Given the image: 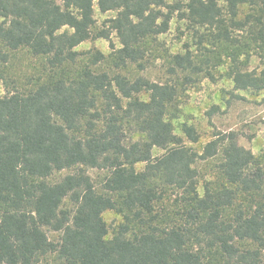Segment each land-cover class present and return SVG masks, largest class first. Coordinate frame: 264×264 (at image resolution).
<instances>
[{"label": "trees", "instance_id": "16d2710c", "mask_svg": "<svg viewBox=\"0 0 264 264\" xmlns=\"http://www.w3.org/2000/svg\"><path fill=\"white\" fill-rule=\"evenodd\" d=\"M221 67L264 93V0H0V264H264V148L174 124Z\"/></svg>", "mask_w": 264, "mask_h": 264}, {"label": "rangeland", "instance_id": "374dc122", "mask_svg": "<svg viewBox=\"0 0 264 264\" xmlns=\"http://www.w3.org/2000/svg\"><path fill=\"white\" fill-rule=\"evenodd\" d=\"M115 15V12L101 13L95 5V19L97 25ZM179 33L173 24L170 30L160 37L164 47L175 51L181 44ZM110 40L114 47L120 46L114 33ZM110 41L106 39H92L81 43L79 51L99 50L108 54ZM258 65L254 58L251 67ZM152 80L167 77L162 66V61L154 62L145 72ZM6 93V88L0 80V95ZM179 104L181 115L174 121L178 124L187 121L196 126L200 136V142L195 146L204 144L217 132L235 131L239 134L240 145L250 149L255 155L262 152L264 148V93L251 91H236L232 82L226 77L223 67L215 73L214 79L201 78L193 86L189 87L180 97ZM176 132H179L176 129ZM188 143V142H187ZM142 165H139L141 167ZM110 231L120 221V216L113 211L104 213Z\"/></svg>", "mask_w": 264, "mask_h": 264}]
</instances>
